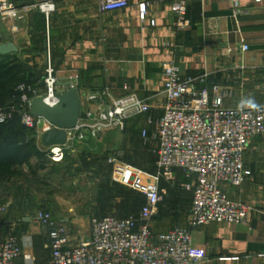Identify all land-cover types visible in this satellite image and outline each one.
Listing matches in <instances>:
<instances>
[{
    "label": "crops",
    "instance_id": "obj_1",
    "mask_svg": "<svg viewBox=\"0 0 264 264\" xmlns=\"http://www.w3.org/2000/svg\"><path fill=\"white\" fill-rule=\"evenodd\" d=\"M1 1L23 8L44 0ZM51 1L56 9L49 19L37 9L25 12L22 19H4L0 14V43L13 42L18 47V52L7 54L5 59L17 58L24 72L34 73L40 79L38 85H42L41 95L47 94L44 80L52 67L56 92L77 88L82 111L99 108V103L88 101L90 94L106 90L115 98L137 94L150 110L103 133L120 134L129 148L133 136L142 135L144 130L153 135L155 126L149 123L150 117L163 115L165 62H174L183 76L195 78L198 88L218 85L230 92L226 107L240 106L248 98L264 106V0H193L186 9V24L173 12L171 2L130 0L124 10L102 13L97 0ZM142 3L147 5L144 18ZM244 44L249 45L248 51L243 50ZM39 143L44 146L38 136ZM37 161L33 158L31 163ZM245 164L251 172L246 181L239 187L225 184L223 189L233 200L251 206L250 219L241 224L213 222L193 229L194 243L206 257L201 264H264V256H260L264 254V135L248 146ZM24 169L27 171V166ZM16 179L0 184L2 203L15 197L8 185ZM140 199L142 207V193ZM164 202L166 195L161 210H165ZM178 207L175 202L173 209ZM191 207L192 201L181 225L162 228L155 226L160 219L158 210L154 230L187 226ZM59 221L71 228L84 224L75 216ZM89 226L87 233L91 234V220ZM11 229L22 247L20 264L49 263L51 248L46 227L24 216L21 223L13 222ZM71 233L74 243H78L77 235Z\"/></svg>",
    "mask_w": 264,
    "mask_h": 264
},
{
    "label": "built area",
    "instance_id": "obj_2",
    "mask_svg": "<svg viewBox=\"0 0 264 264\" xmlns=\"http://www.w3.org/2000/svg\"><path fill=\"white\" fill-rule=\"evenodd\" d=\"M153 1L171 2L180 22L187 23L186 9L193 0ZM97 3L99 10L106 13L128 8L130 0H97ZM35 9L49 19L56 5L44 0L18 8L12 2H0L4 19H22L25 12ZM140 11L144 18L146 3L140 5ZM249 48L248 44L243 45L244 51ZM54 71L52 67L47 69L46 95H41L42 86L19 85L22 107L19 110L0 107V123L13 120L19 113L23 125L34 129L41 139L44 133L56 128L46 118L30 113L34 97L46 96L52 105L58 101ZM163 77V115L149 118V123L155 126L152 137L158 142L157 172L148 173L117 157L109 159L117 175L132 177L145 203L136 215L92 218L91 234L78 243H74V235L65 223L57 220L51 211L39 209L34 221L47 228L51 248L47 264H201L206 257L194 243L193 229L213 222L241 224L249 221L251 206L233 200L223 185L239 187L251 174L245 164V153L253 139L264 135V106L256 109L226 107L224 102L231 96L230 92L218 85L198 88L195 78L183 76L174 62L163 64ZM103 97L110 101L105 102ZM87 99L90 103H99V108L81 112L76 127L66 130L65 143L44 146L46 156L53 162H60L79 144L97 140L105 131L117 129L151 108L135 93L115 98L106 90L90 94ZM142 135L149 136L146 130ZM178 172L182 174L181 180L177 179ZM163 178L191 192L192 207L187 226L156 232L155 218L165 195L160 185ZM21 255L22 247L15 235L10 234L0 243V264H20Z\"/></svg>",
    "mask_w": 264,
    "mask_h": 264
},
{
    "label": "rangeland",
    "instance_id": "obj_3",
    "mask_svg": "<svg viewBox=\"0 0 264 264\" xmlns=\"http://www.w3.org/2000/svg\"><path fill=\"white\" fill-rule=\"evenodd\" d=\"M34 137L37 142L38 134ZM130 145L129 148L122 143L120 134H103L93 143L79 144L60 162H53L45 156L41 161L44 168L37 170L35 176L24 169L8 185L16 194L13 200L9 203L5 200L3 204L0 199V243L13 233V222L21 223L24 216L34 220L41 207L49 208L58 220L80 217L84 222L82 227L68 226L77 235V240L90 235L87 232L94 217L136 215L142 205L141 193L131 176L115 173L109 159L117 157L130 166L155 174L158 142L150 135L145 138L139 134L133 136ZM39 146L44 149L41 143ZM160 185L166 192V206L165 210L159 208L160 219L155 223L156 228L181 225L187 217L191 193L171 186L166 180H161ZM1 192L0 189V195ZM175 202L179 204L178 209H173Z\"/></svg>",
    "mask_w": 264,
    "mask_h": 264
},
{
    "label": "trees",
    "instance_id": "obj_4",
    "mask_svg": "<svg viewBox=\"0 0 264 264\" xmlns=\"http://www.w3.org/2000/svg\"><path fill=\"white\" fill-rule=\"evenodd\" d=\"M7 56L9 55H0V107H14L19 110L22 107L20 99L22 93L17 89L19 84L25 82L36 87L42 85H38L40 79L36 78L34 73L24 72V66L17 58L8 60L5 59ZM35 134L37 132L34 129L23 125L19 113H16L13 120L0 123V184L11 181L13 177H19L24 166L28 168L27 173L33 176L36 175L37 170H43L41 161L46 156V152L37 144ZM92 141L95 140L90 139L87 142ZM33 158L38 159L35 165L31 163ZM177 179H182L180 172L177 173ZM166 181L171 186L186 191L176 182ZM41 208L49 210L47 207Z\"/></svg>",
    "mask_w": 264,
    "mask_h": 264
},
{
    "label": "water",
    "instance_id": "obj_5",
    "mask_svg": "<svg viewBox=\"0 0 264 264\" xmlns=\"http://www.w3.org/2000/svg\"><path fill=\"white\" fill-rule=\"evenodd\" d=\"M18 52V47L13 42L0 43V55ZM58 101L50 104L46 96L31 99L30 113L37 117H44L56 126L42 136L44 146L63 144L67 140V129L76 127L81 116V98L77 88H72L63 93H57Z\"/></svg>",
    "mask_w": 264,
    "mask_h": 264
},
{
    "label": "clouds",
    "instance_id": "obj_6",
    "mask_svg": "<svg viewBox=\"0 0 264 264\" xmlns=\"http://www.w3.org/2000/svg\"><path fill=\"white\" fill-rule=\"evenodd\" d=\"M240 107L241 108L248 107V108L256 109V108H259L260 106L255 103L254 99L248 98V99L241 101Z\"/></svg>",
    "mask_w": 264,
    "mask_h": 264
}]
</instances>
